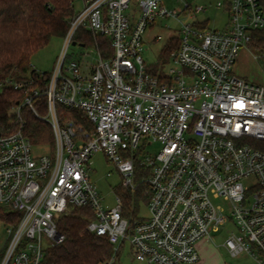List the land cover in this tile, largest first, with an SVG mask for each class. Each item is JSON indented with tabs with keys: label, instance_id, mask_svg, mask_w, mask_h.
<instances>
[{
	"label": "built area",
	"instance_id": "obj_1",
	"mask_svg": "<svg viewBox=\"0 0 264 264\" xmlns=\"http://www.w3.org/2000/svg\"><path fill=\"white\" fill-rule=\"evenodd\" d=\"M82 4L50 73L33 67L36 76L1 84L24 99L12 110L18 128L0 132V207L10 215L0 264H41L47 248L64 240L57 219L84 206L93 213L87 231L107 236L114 247L105 264H117L125 242L147 264H196L198 242L213 241L212 233L228 223L234 227L224 242L229 254L264 264V151L251 142L264 141V85L234 72L241 46L264 27L260 0L218 1L228 17L221 29L198 18L207 6L185 3L179 37L164 46L177 41V47L155 66L143 55L145 34L158 19L178 18V10L163 0ZM80 32L95 41L76 39ZM99 37L109 42L111 54L99 47ZM74 42L94 48L98 60L87 62L85 53L66 66ZM61 106L87 124L62 118ZM23 108L52 127V153H33L43 144L24 133ZM142 141L159 142L161 149L144 154ZM97 152L116 164L132 192L140 164L147 217L136 218L134 206L125 216L119 196L113 207L104 205L90 176Z\"/></svg>",
	"mask_w": 264,
	"mask_h": 264
},
{
	"label": "trees",
	"instance_id": "obj_2",
	"mask_svg": "<svg viewBox=\"0 0 264 264\" xmlns=\"http://www.w3.org/2000/svg\"><path fill=\"white\" fill-rule=\"evenodd\" d=\"M260 2L264 9V0ZM74 15V0H0V132L6 133L18 128L19 123L14 121L12 110L24 99L21 91L1 84L7 79L20 80L36 76V70L31 64L32 56L47 46L54 36L65 37ZM80 33L76 39L93 40L90 34ZM97 42L103 51L108 49L107 54H111L106 39L99 37ZM248 46L258 59L264 60V27L253 32ZM176 47L177 41L162 50L164 62ZM59 111L62 118L74 116L82 124H87L75 110L61 106ZM43 112L39 107V113ZM23 119V131L33 144L54 145L53 130L48 123L37 118L27 108H23ZM251 142L264 151V141ZM143 173L137 162L135 179L138 185L133 194L127 190L124 195L125 216L131 213L132 204L136 206L140 199L149 197L145 195L147 183L141 182ZM9 216L8 211L0 207V218L9 220ZM92 216L88 206L74 207L61 215L57 219V226L64 240L47 248L41 264H105L113 255L114 247L107 236L87 231L86 226Z\"/></svg>",
	"mask_w": 264,
	"mask_h": 264
},
{
	"label": "rangeland",
	"instance_id": "obj_3",
	"mask_svg": "<svg viewBox=\"0 0 264 264\" xmlns=\"http://www.w3.org/2000/svg\"><path fill=\"white\" fill-rule=\"evenodd\" d=\"M164 5L167 6L170 10H178V18H165L158 19L156 24L149 28L144 37V46L145 50L143 52L144 58L148 64L152 66L158 65V62H163V55H161V50L168 44V41L171 37H179L180 34V20H184L185 16L181 13L185 3L191 4L192 7L196 5H204L208 7L206 14H199L198 18H210L209 27L221 29L227 23V14L225 10L218 9L216 4L218 1L224 2L225 0H163ZM75 10L79 11L83 7L82 0H75ZM167 26H170L172 29H167ZM172 32V36H170ZM81 34V33H80ZM83 35V34H82ZM84 36V35H83ZM87 43L94 42L95 40H86ZM65 46V38L54 36L49 44L44 48L37 51L31 59L32 66L41 72L50 73L58 57L62 54ZM164 52V51H163ZM85 53H89L86 56L87 62L95 63L99 55L91 46L82 47L79 44L71 43L67 50V58L65 65L71 60H81ZM156 63V64H155ZM161 65V64H159ZM171 65V64H170ZM168 66V68L170 67ZM234 72L246 78L248 81L264 85V60L258 59L254 53L250 50L249 46H241L240 52L237 58V61L234 65ZM143 147L144 154L155 155L161 149V144L159 142H152L151 144H146L143 141L140 143ZM52 147L50 144H43L42 147L34 148V154H44L52 153ZM91 180L97 186V189L100 193L101 198H103V203L108 208L116 205V198L119 196L122 201H124V195L127 190L131 193L132 191L128 188H125L122 184V176L118 171L116 164L102 153L97 152L92 156V168L90 171ZM133 194V192H132ZM145 195H149L147 190ZM140 199L136 206L137 217L142 218L147 217L149 214L147 201L149 199ZM226 206V203L222 200L218 201ZM124 204V203H123ZM132 211V210H131ZM130 218L129 216H127ZM8 223L6 220L0 218V248L5 247L8 239L7 233ZM234 230L233 224L228 223L225 226H222L218 232H213V241L215 242L216 247L221 248V258L226 262V264H247L249 260L242 256H247L243 254L241 257H232L227 253L222 244L225 242L227 237L230 234V231ZM120 242L115 245V248H118ZM248 258H250L248 256ZM250 260H252L250 258ZM117 264H147L145 262L135 259L131 253L130 244L125 242L118 254Z\"/></svg>",
	"mask_w": 264,
	"mask_h": 264
},
{
	"label": "crops",
	"instance_id": "obj_4",
	"mask_svg": "<svg viewBox=\"0 0 264 264\" xmlns=\"http://www.w3.org/2000/svg\"><path fill=\"white\" fill-rule=\"evenodd\" d=\"M222 246L229 254L224 243L222 244ZM197 247L200 253V260L196 264H226V262L221 258V248L216 247L214 241L201 240L198 242ZM243 257L249 260L247 264H252V260L248 258V255L242 256V258Z\"/></svg>",
	"mask_w": 264,
	"mask_h": 264
},
{
	"label": "water",
	"instance_id": "obj_5",
	"mask_svg": "<svg viewBox=\"0 0 264 264\" xmlns=\"http://www.w3.org/2000/svg\"><path fill=\"white\" fill-rule=\"evenodd\" d=\"M76 42H74L73 44H75Z\"/></svg>",
	"mask_w": 264,
	"mask_h": 264
}]
</instances>
